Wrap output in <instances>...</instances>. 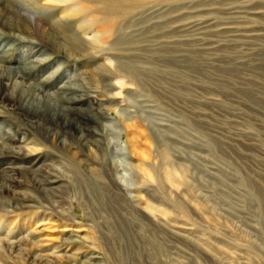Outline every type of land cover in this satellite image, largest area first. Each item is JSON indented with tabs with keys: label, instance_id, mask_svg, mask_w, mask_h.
Listing matches in <instances>:
<instances>
[{
	"label": "rangeland",
	"instance_id": "rangeland-1",
	"mask_svg": "<svg viewBox=\"0 0 264 264\" xmlns=\"http://www.w3.org/2000/svg\"><path fill=\"white\" fill-rule=\"evenodd\" d=\"M80 1L40 0L34 10L65 28L81 22L85 37L97 42L102 35L87 13H59L82 7ZM140 3L115 34L132 32L136 42L112 46L103 39L100 56L65 40L60 48L0 31L2 65L14 64L23 45L33 48L28 56L40 55L26 60L28 75L73 77L81 106H103L120 120L115 131L124 147L107 151L116 139L105 122L93 135L103 149H81L75 136H63L73 147L68 151L0 109L15 138L0 154L3 175L11 191L30 196L16 205L3 192L9 200L0 197V230L10 237L29 232L37 242L7 252L6 264H34L24 259L34 249L52 252L50 264H264V0ZM140 17L146 22L128 27ZM62 32L61 39L71 38ZM99 59L118 62V84L108 91L93 66ZM26 159L52 194L29 182Z\"/></svg>",
	"mask_w": 264,
	"mask_h": 264
},
{
	"label": "bare ground",
	"instance_id": "bare-ground-1",
	"mask_svg": "<svg viewBox=\"0 0 264 264\" xmlns=\"http://www.w3.org/2000/svg\"><path fill=\"white\" fill-rule=\"evenodd\" d=\"M83 1H84V3H81V1H80V4H83L82 7L73 9L71 7L74 5H71V7L70 6L66 7L67 9L60 10L59 13H60V15L63 12L69 13L71 11H73L72 14L80 13V11L87 13V16L85 19H88V23H94L96 25L95 32L98 34L101 33V35L103 36V37L99 36V39H97V42H95L94 39L90 40L87 37H85L86 33L83 31V26L81 25V22L78 23L77 25L65 28L63 26H59L57 24L56 19H55V21H54V19L51 21H47V22L44 21L45 18H47V16L46 15H45L46 17L43 15L41 16V15L37 14L36 11L34 10L37 8L39 9V7L41 5L40 0H32V2L29 4L28 3L21 4L20 0H0V31L2 32V34L6 33L10 36H13V37H16L19 39H29L30 42L32 40H37V41H40L42 43L45 42L46 44H48V41H49L48 45L55 46V47H60L62 41L65 40L64 43L66 42L67 44H69L72 49H73V47H75L78 49L91 50L95 53L96 56L101 55L100 50H101V48H103L101 45V42L103 41V39H106L107 42H108V40L111 39L110 43H112V46H116V45H120V44H124V43L128 44V43L136 42V38L132 37V32H130V31H129L130 32L129 34H131V35H129L128 33L127 34L125 33L123 35L120 34V36L116 37L115 34L117 32V28L119 26L120 19L130 17L135 12V10L137 9L136 7H138L139 4H141L140 2H142L143 0H83ZM90 1L92 3V5H91L92 8L84 7V4L85 3L88 4ZM50 6H51V4H50ZM53 6H55V5H52L51 7H53ZM22 8H28L27 10L31 11L32 12L31 14H33V15L29 16L28 14L24 13V11H22ZM74 10H77V11H74ZM91 14L98 16V18L94 19ZM153 16H154V14H153ZM50 17H52V18L57 17L58 18L57 15H53V14L50 15ZM131 18H133V17L131 16ZM144 18H146V17H140L138 19H134L133 21H132V19L128 18L132 21V23L128 20L130 22V25H128V23H129L128 21H127L128 22L127 25H128V27H135V26H137V24L145 23L146 21L144 22ZM139 21H143V22L137 23ZM163 24L166 25L165 22ZM46 25H48L49 29H51V30L57 29V32H56L57 34H53V33L49 32V30L47 33ZM157 28H159V27H157ZM155 29H156L155 27H153V29L152 28L147 29L146 31H144V35H145V33L153 32ZM123 30H124V28H123ZM54 31H56V30H54ZM62 31H67V35L70 33L69 37L71 36V38H68L69 40L64 39V38L61 39V33H63ZM31 34L34 37L30 38ZM141 34H142V32H137L135 36H139ZM67 35H66V37H68ZM63 37H64V35H63ZM95 38H97V37H95ZM25 47L28 48L27 53H23V51H22V48H25ZM106 49H109V48H106ZM1 51L2 50H0V52ZM32 51H33V48L27 47L26 45H23L18 52V56L16 58H14V61H13L14 64L7 63L6 65L1 64V62H2L1 54H3V53L0 54V109H5L7 111V114L11 115V117H13V119L17 120L19 123L20 122L22 123V121H23V123H25L28 127H30L32 129H34L35 131L41 133V136L44 137L45 139H47V141H49L51 144L52 143L56 144V142H57L60 145H62L63 147H65V149H67L68 151L73 150V147L71 146L70 143L64 142L63 138L65 136H75L73 138H74L76 143L78 142V144L80 145L78 147H80L81 149L85 145L89 146V144H93L94 146L98 147L100 143H98L97 137H95V138L93 137V135L96 134V130H95L96 128L95 127L98 126V127L102 128V130H103V128L105 127L104 126L105 122H106L105 125H107V123H109L105 127V129L107 127L110 129L113 128L114 129V130L112 129L114 131L113 137L116 140L114 141L115 143L112 144V146L106 145L107 151H108V149L113 150V151L116 150V153H117L119 150L118 153H121L120 151H121V149H124V147H122L121 143H119L118 136L116 135L117 130L115 131V129H118V126H119L118 122L120 120L111 119L109 117L108 113H106L105 108L103 106H100V105L99 106L98 105L93 106L89 103L85 104V106H81L82 101H80V100L83 98L80 96V94H78L79 91H81V88L78 86L75 79L71 76L65 77L66 78L65 80L62 79L63 81L60 79V76H57L55 74L54 75L48 74V75H43V76L41 74L37 77H30L28 75V72H27V70L29 71V69H28V66L26 65L28 63L26 60H31L32 58H34V55L28 56L30 53H32ZM39 52L42 53L41 50ZM37 55H40V54H36V56ZM36 56H35V58H36ZM129 62H131V61H129ZM117 63L114 66H109L105 62H103L102 60L99 59V60H96L93 64L94 68H96L99 71V73H98L99 78L101 81H103L105 83V88H106L105 90H107V91L112 89L115 84H118L117 80H119V79L117 78L118 77L117 76V74H118ZM120 63L124 66V68H128L130 70H132L134 67V66L133 67L130 66L128 64V62L123 63V61H121ZM130 70H128V71H130ZM132 71L133 72L136 71L135 73H137V74H141V72H142V71L141 72L138 71L137 68H134V70H132ZM100 73H102V74H100ZM142 75L145 76V72H144V74L142 73ZM49 85H50V87H49ZM91 122H95L93 124V126H91V124H90ZM1 124H2L3 128L1 127ZM5 124L6 125H3V123L0 122V154H3L6 151V149L7 150L10 149L11 144H13V141L15 140V138H12V133L14 132L11 129L12 122L10 121V122L5 123ZM25 133L23 131V134H25ZM13 136H15V135H13ZM37 139H38V137H37ZM131 139H132V137H131ZM35 140H34V136H33V138H32L33 147H38V144H37V142H35ZM37 141H39V140H37ZM117 144H118V146H117ZM94 146H92V147H94ZM131 146H132V144H131ZM51 147H52V149H54L53 145ZM99 147L102 148V145H100ZM18 149H19V151L20 150L23 151L22 148H20V147ZM86 149L88 151V148H86ZM97 149L98 148H96V150ZM135 149H136V147H135ZM98 151L100 153V148ZM80 152H82V150ZM83 152H84V150H83ZM91 152H92V150H91ZM102 155H103V153H102ZM98 158H99V156H98ZM92 160H93V158H92ZM99 161H100V159H99ZM30 162H31V159H29V160L26 159L23 161V164H22V166L26 167L27 171H29V174H31V176H32V178H30L29 182H33L34 184L41 186V188H43L46 192H48L49 194H52L49 191V189H51V187L48 186L49 184H46L45 178L37 174L39 168L37 166L36 167L31 166ZM106 163H107V161H106ZM102 166H103V164H102ZM113 167L115 168V166H113ZM3 172H4V169H2V167L0 165V197L5 200L6 198H4L3 192H10L11 198L14 199L13 201L15 202L16 205L22 204L25 199H30L29 198L30 196L27 197V195H25V194H20L16 191H11V188H9V186H8L11 182H9L7 179H5ZM167 176L169 177V174ZM47 178H49V177H47ZM98 183L100 185H103V183H101V182H98ZM94 186H96V185H94ZM107 186H108V184H107ZM108 187H110V186H108ZM99 189H100V187H99ZM109 189H111V188H109ZM102 192H104V191L101 190V193ZM106 193L107 192L105 190V195H106ZM109 193L111 194V192H109ZM115 193L116 192L113 191L111 194V195H113L111 198H113L114 203H115L114 199L117 198V196H115ZM17 194H20V195L17 196ZM6 200H9V199H6ZM109 201H111L110 198H109ZM107 203H110V202H108V200H107ZM111 204H112V202H111ZM29 236H30L29 232H24L19 237H16V236L10 237L8 235V233L3 234V231L0 230V264H6L5 259L6 258L10 259L9 257H7L8 255H6L7 252L9 254L10 251L19 250V248H21L22 244H24L25 241H26V243L28 242L32 248V246L35 245L34 244L35 241H34V238H32L31 236L29 237ZM35 243H37V242H35ZM36 249H37V247H36ZM16 254L17 253L15 252V255ZM52 254H53L52 252H47V251H44L42 253L40 251L37 252L34 249V252L30 253V255H29L30 257H27V255H28L27 254L24 256V259L26 261H28L29 263L31 262L34 264L35 263H37V264L38 263L39 264H50L52 262L51 261V258H52L51 255ZM15 255H14V258H15ZM15 260H16V258H15ZM17 261H18V259H17Z\"/></svg>",
	"mask_w": 264,
	"mask_h": 264
}]
</instances>
